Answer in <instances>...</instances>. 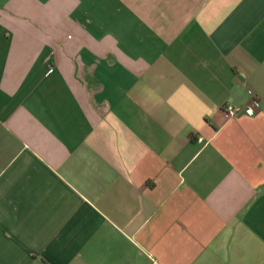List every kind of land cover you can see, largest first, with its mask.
I'll list each match as a JSON object with an SVG mask.
<instances>
[{
    "label": "crops",
    "instance_id": "obj_1",
    "mask_svg": "<svg viewBox=\"0 0 264 264\" xmlns=\"http://www.w3.org/2000/svg\"><path fill=\"white\" fill-rule=\"evenodd\" d=\"M0 264H264V0H0Z\"/></svg>",
    "mask_w": 264,
    "mask_h": 264
},
{
    "label": "built area",
    "instance_id": "obj_2",
    "mask_svg": "<svg viewBox=\"0 0 264 264\" xmlns=\"http://www.w3.org/2000/svg\"><path fill=\"white\" fill-rule=\"evenodd\" d=\"M222 110L230 117H237L240 115L244 110L240 107H236L235 105L231 103H226L223 107ZM248 115H254V110L253 109H248L246 111Z\"/></svg>",
    "mask_w": 264,
    "mask_h": 264
}]
</instances>
